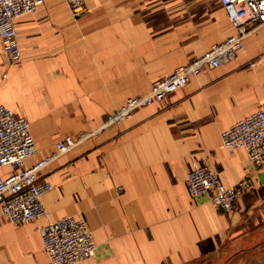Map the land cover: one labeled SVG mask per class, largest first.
Instances as JSON below:
<instances>
[{
	"label": "crops",
	"instance_id": "crops-1",
	"mask_svg": "<svg viewBox=\"0 0 264 264\" xmlns=\"http://www.w3.org/2000/svg\"><path fill=\"white\" fill-rule=\"evenodd\" d=\"M44 0L15 20L21 59L1 51L0 105L29 122L30 167L66 137L76 145L38 172L52 190L42 217L14 225L0 210V264H50L39 229L67 216L93 231L95 256L76 264H264V166L221 146L220 133L264 102V24L215 69L110 121L150 83L234 33L220 0ZM225 185L250 179L231 211L192 197V164ZM0 167V178L13 173Z\"/></svg>",
	"mask_w": 264,
	"mask_h": 264
},
{
	"label": "built area",
	"instance_id": "built-area-1",
	"mask_svg": "<svg viewBox=\"0 0 264 264\" xmlns=\"http://www.w3.org/2000/svg\"><path fill=\"white\" fill-rule=\"evenodd\" d=\"M234 33L213 45L203 55L177 67L167 77L150 83L145 95L127 99L112 115L110 121H122L142 107L162 101L167 95L184 87L191 78L208 68L215 69L229 61L242 48L246 35L264 24V0H220ZM44 0H0L1 51L9 65L18 63L21 51L16 42L15 20L34 12ZM73 16L86 12L80 0H70ZM66 137L55 144L52 154L36 164L25 167L24 162L36 153L29 122L18 117L8 107L0 105V167L10 166L13 173L0 178V210L14 224H26L44 214L41 197L52 190L47 181L38 179V172L60 154L73 148L77 140ZM221 146L232 153L242 149L250 163L264 166V102L249 116L238 120L220 133ZM186 189L192 197L206 196L213 207L231 211L236 200L252 189L250 179L225 185L210 168L197 163L185 175ZM43 249L50 264H76L95 256L93 231L83 218L67 216L48 221L39 229Z\"/></svg>",
	"mask_w": 264,
	"mask_h": 264
}]
</instances>
